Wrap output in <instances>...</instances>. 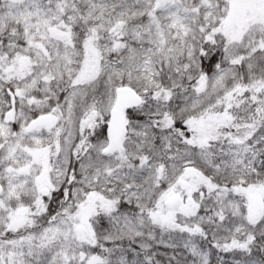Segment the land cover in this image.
Masks as SVG:
<instances>
[{
    "label": "snow or ice",
    "instance_id": "snow-or-ice-1",
    "mask_svg": "<svg viewBox=\"0 0 264 264\" xmlns=\"http://www.w3.org/2000/svg\"><path fill=\"white\" fill-rule=\"evenodd\" d=\"M0 264H264V0H0Z\"/></svg>",
    "mask_w": 264,
    "mask_h": 264
}]
</instances>
